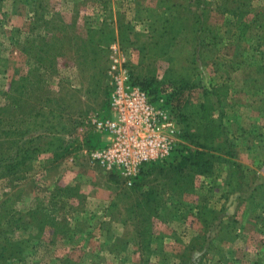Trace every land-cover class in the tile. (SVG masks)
<instances>
[{"label":"rangeland","instance_id":"obj_1","mask_svg":"<svg viewBox=\"0 0 264 264\" xmlns=\"http://www.w3.org/2000/svg\"><path fill=\"white\" fill-rule=\"evenodd\" d=\"M21 1L25 0H2L0 4V57L9 63L7 71L6 67L2 70L4 67L0 66V108L6 105L5 94L8 91L9 81L13 79L12 76L16 73L27 76L29 68L33 65L20 50L21 43L32 35H46L52 30L56 31L58 36H64L67 31L72 35L77 31L73 40L66 43L63 51L60 49L59 53L62 56L56 61L55 71L45 74L46 84L52 94L64 97V101L72 109L70 111L72 114L63 122L50 116L48 125L51 123L58 129L65 127L71 133L65 135L68 143L62 150L64 155L57 163L52 162L54 155L52 152L42 153L32 162L27 174L0 179V211L11 207L25 212L39 206L49 209L53 207L51 199L58 188L77 187L78 197L64 199L62 205H58L60 207L57 212H59V220L66 216L72 225H78L76 227L78 231H73L74 234L71 233L66 239L69 242L59 241L57 247H50L42 241L33 243L24 253L22 261L13 260L9 264H137L130 255L135 253L140 257V254L136 252L134 245H125L122 239L125 230L117 234L118 232H113L110 226L116 218L123 217L124 212L115 213L116 218L110 217L111 222L105 221L100 231L89 230V226L94 227L98 225V221L103 220L105 214L103 217L97 216V220L94 213L104 210L108 203L105 197L109 195L108 201L111 198L110 205L122 190L121 187H131L119 174L106 172L91 157L92 151L103 148L109 143L96 130L93 121L98 117L106 118L109 115L107 99L110 88L109 69L115 62L121 67H126L135 81H143L148 87L151 85V91L157 94L154 101L163 99V104L172 106L178 114L191 113L192 108L198 111L203 101L210 104L215 98L209 96V90H219L216 93L222 97L224 101L222 109L226 113L223 123L238 145L237 161L247 172L249 171V174H251L250 170L256 172V175L252 174L250 178L255 183L254 186L263 187L264 193V184H262L264 182V76L258 72L261 68L258 64L260 66L264 64L262 54L264 45L256 40L253 43L255 48L246 53L247 62L253 66L242 67L238 71H234L236 67H233L232 46H225L216 58L217 64L228 63L229 67L214 66L212 60L206 56L203 63L200 62V57L194 63L193 44H187L186 41L190 38L183 36L180 39L184 42L179 40L175 57L165 54L160 59L156 55V50H152L147 53L146 58L141 55L140 49L142 44L148 41L149 35L154 32L155 28L150 24L155 26L153 24L155 19L151 16L149 21H143L148 15L143 13V10L139 11L138 5L143 3L155 5L150 0H41L45 6L43 13L45 22L39 23L32 31L33 34L30 32L36 18L39 0L36 3L31 2L34 0H29V6L20 4ZM194 1L189 0L187 3ZM222 1L225 0H207L214 10L210 16L212 23L225 21V17L223 15L221 17L218 13V7L223 5ZM254 5H256L255 10L249 19H255L260 16L259 13H264V0H253ZM17 6L19 8H16ZM119 20H122V25ZM107 27L114 30L115 36L119 32V36L113 41L101 44V48L98 47L94 55L91 53L90 59L95 61L86 63L82 51L86 48L91 51V46L88 44L91 34L88 31L99 32L98 30L105 28L107 33ZM120 32L124 34L123 39L120 38ZM92 35L95 38L99 36L97 33ZM114 44L118 46L116 51L112 48ZM76 48L79 51L74 56ZM148 49L151 50V47ZM183 80L188 82L190 88L181 97L175 83ZM226 90L229 91L228 96H225ZM180 142L175 153L160 165L166 167L169 164L175 165L185 155L184 151L190 152L196 149L189 145V150H186L187 144L182 143V140ZM258 144L260 147L254 148V146L258 147ZM154 165H146L136 181L143 183L144 174L151 171ZM230 168L231 165L225 162L216 166L212 177L196 175L191 185V192L185 191V196L181 199L182 203H186V208L204 205L201 204L203 200L210 201V205L215 209L217 207L219 210L226 209V213L229 212L228 204H232V207L236 205L235 208H238L240 203L236 200V196H232L229 201L222 196L225 190L222 184ZM153 178L154 175L149 177L150 180ZM162 179L159 177L154 181L156 184L152 183V185H159V182H166L169 186L173 184V180L167 182ZM186 180L189 179L182 180V186L191 183ZM164 194L161 200H167L168 205L177 203L178 200L170 192L165 190ZM135 197L136 194L128 200L127 205H131ZM220 204L222 206L219 208ZM85 212L93 215L84 214ZM234 212L236 214L237 209L230 213ZM134 217L140 221L139 217ZM194 220L195 217L192 215L182 223H194ZM166 224L175 223H166L160 218H154L153 231L161 232ZM183 233L182 230L176 231L172 237L177 240ZM29 234L16 231L13 238L17 240ZM49 234L51 233L46 231L45 235ZM183 237L188 239L190 232ZM127 251L130 255L125 258L123 253ZM174 251L176 255L180 253L177 248ZM174 257L173 251L169 258L162 255L152 256L149 264H179Z\"/></svg>","mask_w":264,"mask_h":264},{"label":"trees","instance_id":"obj_2","mask_svg":"<svg viewBox=\"0 0 264 264\" xmlns=\"http://www.w3.org/2000/svg\"><path fill=\"white\" fill-rule=\"evenodd\" d=\"M150 1L157 6L147 5V3L138 5L139 11L143 10V13L148 15L143 21H149L151 16L155 19L153 23L155 26L150 24L155 28L154 32L149 35L148 41L143 43L140 49L141 55L146 58L147 53L152 50H156V55L160 59L165 54L175 57L180 37L183 36L190 38L186 41L187 44H193L194 63L199 57L200 62L203 63L206 56L212 60L214 66L229 67L228 63L217 64L216 58L225 46H232L234 48L231 54L233 67H236L234 71H238L242 67L253 66L247 62L248 55L246 56L250 49L255 48L253 43L257 40L262 46L264 45V13H259L260 16L255 19H249L255 10L253 0L222 1L223 5L218 7L219 15L225 17L222 25L211 22L210 16L213 9L207 0H195L192 3H187L189 0ZM31 2L36 3L37 0ZM20 4L29 6L30 1H21ZM44 9L45 6L39 0L31 34L39 23L45 22ZM119 23L122 25V20H119ZM107 30V33L105 28H101L99 32L88 31L91 34L88 41L91 51L88 48L82 51L83 60L86 63L95 61L90 59L91 53L94 55L98 51L97 48H101V44L113 41L119 36V32L115 36L113 29L107 27ZM57 32L60 34L59 31ZM75 33L71 35L67 31L63 34L64 36H58L56 31L52 30L46 35H32L21 43L20 50L33 65L29 68L27 76H21L19 73L12 76L13 79L9 81L8 91L5 94L6 105L0 108V179L27 174L32 162L42 153L52 152L54 154L52 162L55 163L64 155L62 150L68 143L65 135L71 132L65 127L58 129L57 126L51 123L48 125V123L50 116L63 122L72 114L70 112L72 109L64 101V97L52 94L53 92L46 84L45 74L55 71L56 61L62 56L59 53L60 49L63 51L66 43L73 40ZM92 33H97L99 36L95 38ZM123 37L124 34L120 32V38L123 39ZM181 42L184 40L182 39ZM149 47L151 50L148 49ZM78 51L79 49L76 48L74 56ZM262 54L264 55V52ZM1 65L4 67L2 70L6 67L7 71L9 63L0 57ZM258 67H261L258 72L264 76V64L261 66L258 64ZM132 81L146 91L152 100L156 99L157 94L151 91V85L148 87L143 81L134 79ZM175 85L181 97L190 88L188 82L184 80ZM110 91L111 88L107 92L108 104ZM217 91L219 90H209V96L214 97L215 100L210 101V104L203 101L198 111L192 108L191 113L178 114L171 106L177 118L180 139L182 143L187 144L186 150H189V145L196 149L190 152L184 151L185 155L175 165L169 164L168 167L160 165L164 161L150 164L156 166L154 165L151 171L144 174L143 183L136 181L138 176L131 187H121L122 190L106 209V214L114 218H116L115 213H125L120 219L116 218L115 222L119 223L126 232L123 233L122 238L125 245H134L136 252L140 254L139 264H149L152 256L156 255L170 257L164 249L166 236L153 231L154 218H160L166 223H182L184 219L193 215L201 223L202 229L199 234L184 245L178 255H175L174 258L179 264H195L196 254L205 258L217 250L216 247H212L213 241L231 240L232 234L234 238L235 229L239 225L236 214L227 216L226 209L217 210L207 200L202 201L201 204L204 205H191L195 210L193 207L186 208V203L181 201L185 191L191 192L194 177L196 175L212 177L218 164L228 162L231 165L226 180L222 184L225 188L222 196L226 201L236 196L239 205L248 204V209L252 212L256 207L264 204L263 187L254 186L255 183L250 178L252 174L256 175V172L250 170L251 174H249V171L247 172L237 161L238 145L223 123L226 114L222 109L224 101L219 93H216ZM228 93L229 91L226 90L225 96H228ZM257 146L254 148L260 147L259 144ZM113 174L117 173L113 172ZM153 175L154 178L150 180L149 177ZM159 177L167 182L173 180V184L169 186L166 182H159V185L153 186L152 183L156 184L154 181H157ZM184 179H189L186 181L191 183L182 186ZM159 186L162 187L159 188ZM165 190L176 197L178 201L175 205H168L167 200H161ZM78 192L77 187L58 188L51 199L53 207L49 209L44 206L26 212L13 207L2 209L0 211V264H9L13 260L22 261L24 253L33 243L67 241L71 233L74 234L73 231H78L76 228L78 225H72L66 216L59 220V212H57L60 207L58 205H62L64 199L78 197ZM135 194L137 197L133 199L132 204L127 205L128 200ZM134 216L139 217L140 221H137ZM216 227L217 232L214 231ZM16 231L30 234L15 240L13 237ZM46 231L51 234L45 235ZM221 231L223 232L220 233Z\"/></svg>","mask_w":264,"mask_h":264},{"label":"built area","instance_id":"obj_3","mask_svg":"<svg viewBox=\"0 0 264 264\" xmlns=\"http://www.w3.org/2000/svg\"><path fill=\"white\" fill-rule=\"evenodd\" d=\"M117 45L113 49L117 50ZM109 115L93 124L107 146L91 152L106 172L119 174L132 186L142 169L169 159L181 143L176 115L163 99L154 101L134 84L126 67L118 62L109 69Z\"/></svg>","mask_w":264,"mask_h":264},{"label":"crops","instance_id":"obj_4","mask_svg":"<svg viewBox=\"0 0 264 264\" xmlns=\"http://www.w3.org/2000/svg\"><path fill=\"white\" fill-rule=\"evenodd\" d=\"M255 6L256 5H254V8ZM214 24L222 25L223 21L221 23ZM108 196L109 195L105 197L106 202H108L106 207L109 205L111 199L110 198L108 201ZM221 206L222 205L220 204L219 208ZM106 207H104L103 211H95L94 215L97 220L98 217H103V215H105L102 221H98V225H94V227L91 228L89 226V230L100 231V227L105 221H112L110 218L111 216L106 214ZM235 207L236 205L232 207V204H228L229 212L226 213L227 216H230V214H235V212H230L237 209L236 219L239 221V225L237 229H235L234 238L232 234L230 235V237H232L231 240L221 239L213 241L212 247H216L217 250L213 251L205 258H201L200 254H196L195 259L197 260L195 261V264H264V204L261 207H256L253 212L248 209L249 205L246 203L239 205L238 208ZM84 214H89V212H85ZM89 215L93 214L90 213ZM194 221V223L188 222L180 224H166V226L161 229V232H157L158 234L161 233L166 236L164 242L165 251H167L170 255L173 251V255H176V251H174V249L177 248L180 252L184 245L188 244L192 238L199 234L202 229V225L197 218H195ZM111 223L112 225L110 226L113 228V232H118L117 234H119L123 231V228L119 223L115 221H112ZM180 230L184 232V236L187 234V232H190V237L186 239L182 235L177 240H175L172 235L176 231L179 232ZM214 231L217 232V227L214 229ZM222 232L223 231L220 233ZM212 236H214V233H212ZM42 243L50 247H57V245H59V241L55 243L42 241ZM123 254L125 258L126 256L128 257L130 255L128 251ZM130 257H132L134 260L133 262L137 264L140 263V257L135 253H131Z\"/></svg>","mask_w":264,"mask_h":264}]
</instances>
